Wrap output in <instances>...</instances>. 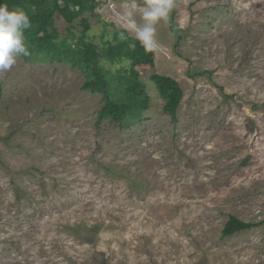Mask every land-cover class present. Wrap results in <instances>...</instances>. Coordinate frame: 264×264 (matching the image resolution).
Wrapping results in <instances>:
<instances>
[{
    "label": "rangeland",
    "instance_id": "374dc122",
    "mask_svg": "<svg viewBox=\"0 0 264 264\" xmlns=\"http://www.w3.org/2000/svg\"><path fill=\"white\" fill-rule=\"evenodd\" d=\"M96 2L89 41L135 39L129 0ZM157 41L149 109L122 125L68 63L26 47L0 72V264H264V0H174ZM154 74L184 91L176 121ZM231 216L255 226L224 237Z\"/></svg>",
    "mask_w": 264,
    "mask_h": 264
},
{
    "label": "trees",
    "instance_id": "16d2710c",
    "mask_svg": "<svg viewBox=\"0 0 264 264\" xmlns=\"http://www.w3.org/2000/svg\"><path fill=\"white\" fill-rule=\"evenodd\" d=\"M9 10L22 9L31 21V28L24 34L26 47L35 49L39 54L49 56L58 63H68L84 77L82 89L104 98V106L99 112V122L122 125L129 120H137L149 109L150 96L146 84L138 70L140 67L155 64L154 53H145L138 41L122 31H115L112 41L96 44L88 40L91 24L90 17L97 16L96 0H0ZM172 18V32L178 42L182 40V30L176 28L175 12ZM59 20L71 27L80 23L82 36L73 41L60 42L62 32L57 27ZM109 25H106V27ZM73 29L70 28L69 31ZM123 36V38H122ZM111 65V66H110ZM195 77L196 75H189ZM151 81L165 101L164 111L173 121L178 119V110L184 91L178 81L171 77L154 74ZM4 88L0 84V103ZM255 224L245 223L231 216L226 223L223 236L253 228Z\"/></svg>",
    "mask_w": 264,
    "mask_h": 264
},
{
    "label": "clouds",
    "instance_id": "9594fccd",
    "mask_svg": "<svg viewBox=\"0 0 264 264\" xmlns=\"http://www.w3.org/2000/svg\"><path fill=\"white\" fill-rule=\"evenodd\" d=\"M173 7L174 0H143L139 5L136 0H129L122 6L121 14L127 21V30L145 53L158 50L157 27L167 22ZM30 28L31 21L25 11L19 8L9 10L7 4H0V72L10 71L18 56L28 55L24 34Z\"/></svg>",
    "mask_w": 264,
    "mask_h": 264
}]
</instances>
